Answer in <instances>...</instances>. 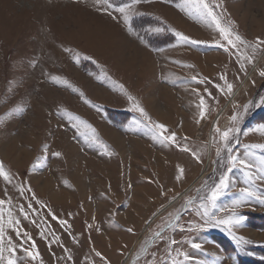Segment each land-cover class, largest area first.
Returning a JSON list of instances; mask_svg holds the SVG:
<instances>
[{
	"label": "rangeland",
	"instance_id": "obj_1",
	"mask_svg": "<svg viewBox=\"0 0 264 264\" xmlns=\"http://www.w3.org/2000/svg\"><path fill=\"white\" fill-rule=\"evenodd\" d=\"M127 2L111 0L113 7ZM209 2L220 5L214 11L222 24L249 47L225 52L210 20L178 7L184 0L138 5L132 35L95 0H0V160L14 184L32 189L20 196L8 185L5 196L0 180V199L11 200L5 222L11 210L36 245L21 248L9 230L16 264H104L96 252L108 264H264V205L249 197L230 207L251 183L246 172L264 198V181L256 179L264 174V150L252 147L264 145V135L253 131L264 124V105L257 107L264 98V44L255 43L264 41V0ZM175 32L200 43L182 44ZM127 95L150 120L131 110ZM237 113L242 118L234 125ZM157 123L176 141H162ZM217 126L238 129L233 155L252 168L227 172L228 153L216 155ZM178 166L184 169L179 181ZM224 174L229 188L210 211L223 219L243 216L232 232L248 244L202 219L200 205ZM29 203L25 219L19 208ZM24 249L38 253L36 259Z\"/></svg>",
	"mask_w": 264,
	"mask_h": 264
},
{
	"label": "snow or ice",
	"instance_id": "obj_2",
	"mask_svg": "<svg viewBox=\"0 0 264 264\" xmlns=\"http://www.w3.org/2000/svg\"><path fill=\"white\" fill-rule=\"evenodd\" d=\"M79 2V0H77ZM151 0H128L127 3H124L120 6L113 7V4L111 3V0H95L97 9L103 12H106L113 20L117 21L118 23L122 22L126 26L127 32L129 35L133 34V28L130 24V20L132 16L139 14L137 10V6L141 3H150ZM218 4L210 3L209 0H184V3L182 5H178V7L181 8L182 11H187L189 15H195L197 18H202L204 20H210L211 24L215 26V29L218 31L221 39L226 42L227 46H224V51L229 52V49L232 48L236 50V52L240 51L241 45L245 47H249L247 41H245L241 36L234 34L230 28V26L224 25L221 22V19L219 15L214 11L216 7H219ZM114 13H119L120 16L114 15ZM156 32L163 31L161 28H156ZM175 36L178 38V40L182 44H192L196 45L200 43L199 41L192 40L188 36L183 35L180 32H175ZM256 45L259 46L261 44H264V41H261L259 38L256 40ZM217 46H223L219 42L217 43ZM70 51V50H69ZM248 59V62L251 63V58L246 57ZM241 70L245 69V64L241 63L240 65ZM259 75L261 77H264V71H260ZM58 79L57 77H53V80ZM221 80H225L224 76L220 77ZM193 80H196V77H193ZM200 83H203L204 81H199ZM226 83V89L229 94L233 91V85L231 83ZM70 87V85H69ZM219 87V86H217ZM73 91L75 89L73 88ZM223 91V89H221ZM83 94L81 93V96ZM210 95V93H209ZM128 101L131 103L132 107L131 110L135 112H139L141 116H143L145 119H149L148 114L145 112V110L139 105V103L135 100V98L131 95H127ZM87 102V101H86ZM90 103V102H87ZM260 105H264V98L260 100V103L257 105L259 107ZM200 118H204L206 114V108H205V100L203 97L200 98ZM249 109V105H245L243 107V112L247 113ZM19 112H23L24 109L21 108L18 110ZM242 118V114L237 113L231 116V121L235 125L238 123L239 119ZM137 124L140 123V121H136ZM155 129L159 131L161 134V140L167 141V142H175L176 136L175 133H171L168 136H163V133L167 131V128L163 124H155ZM238 131L235 127H229L227 130H221L219 126L215 128V132L218 134L220 141L222 142V147L217 148L216 155L217 157L221 156V151H226L228 153V162L229 166L227 168V172H231L233 168L239 166L243 169H250L253 167L248 160L246 159H240L238 156L233 155V148H232V139L235 136V133ZM253 131L258 132L261 135H264V124L259 125ZM186 139V138H185ZM253 148H259L261 150H264V145H253ZM47 151V149H45ZM182 151H190L188 147H183ZM193 157L197 160H199V156L197 153L193 152ZM54 156L59 157L61 155L60 152H54ZM178 174L176 176L177 181H179L184 173V169L180 168L178 166ZM247 181H251L248 187L241 188V198L234 201L233 204L230 206L231 208H237L241 206L249 197H255L260 204L264 205V198L260 197L253 185L255 184V180L249 175L247 172L245 173ZM256 179L260 181H264V174H261L256 177ZM0 180H2L5 184L4 194L7 196V186L12 185V187L18 192L20 196L25 195L26 192H32V189L30 187L25 188L23 184H14V176L11 173L9 169L6 168L4 162L0 160ZM229 188V180L228 176L226 174L221 175L218 183L211 186L209 189V192L206 196V203L201 204L200 208L202 209V219L205 224L213 226V227H219L221 225L224 226L223 230H226L230 236L234 240H236L237 244L240 245L248 244L250 243L248 240L244 239L243 237H237L232 232V227L241 225L242 221L244 220V217L241 215H237L235 212H233L227 219L223 218H217L210 209H214L216 207V202L219 199L220 196L224 194V192ZM30 199H36L35 194L33 193L32 197ZM8 203L11 204V200H5L0 199V264H16V261L14 259L15 253L17 251V245L13 243V239L10 235H7L8 231H12L15 233L16 238L20 241L21 248L23 247V244L26 242H30L29 247L31 249H35L36 245L34 241H32V237L30 233L26 230L21 229V222L20 220L16 219L11 210L7 213V221L5 222V213H4V205ZM36 203H41L39 200H36ZM188 203H191L189 201ZM32 209V204L29 203L27 206V209L22 205L19 208V213L25 218H28L29 210ZM53 219H56V217L53 215ZM177 220L179 217L176 218ZM59 223L63 226L66 221L60 220ZM173 227H176V225H172ZM91 227V225H89ZM194 225L188 227V231H192L194 229ZM181 231H184L185 229L181 226ZM129 232H132V229H128ZM160 234L157 233V236ZM5 241H7V246L5 245ZM176 241L174 239L170 240V244H175ZM191 246L195 249H199L201 247L200 244L193 242ZM27 254L32 257L33 260L36 259L38 253H34L33 251H29L28 249H24ZM5 252L8 253V256H5ZM95 255L97 257H100L101 260L104 261V264H108V262L105 260V258L102 256L100 252H96ZM250 255V253H249ZM69 260H71V256L68 257ZM151 264H155V260L151 262ZM172 264H179L177 260H173Z\"/></svg>",
	"mask_w": 264,
	"mask_h": 264
},
{
	"label": "trees",
	"instance_id": "obj_3",
	"mask_svg": "<svg viewBox=\"0 0 264 264\" xmlns=\"http://www.w3.org/2000/svg\"><path fill=\"white\" fill-rule=\"evenodd\" d=\"M255 218V217H254ZM263 254H264V252H263ZM246 264H255V262H251V263H246Z\"/></svg>",
	"mask_w": 264,
	"mask_h": 264
},
{
	"label": "bare ground",
	"instance_id": "obj_4",
	"mask_svg": "<svg viewBox=\"0 0 264 264\" xmlns=\"http://www.w3.org/2000/svg\"><path fill=\"white\" fill-rule=\"evenodd\" d=\"M56 200V199H55Z\"/></svg>",
	"mask_w": 264,
	"mask_h": 264
}]
</instances>
